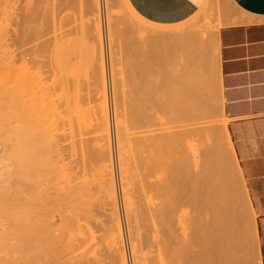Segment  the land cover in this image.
<instances>
[{"label": "bare ground", "instance_id": "1", "mask_svg": "<svg viewBox=\"0 0 264 264\" xmlns=\"http://www.w3.org/2000/svg\"><path fill=\"white\" fill-rule=\"evenodd\" d=\"M37 1L38 0H13L12 1L13 2L12 7L15 6L14 7L15 10H13L15 11L14 12L15 16H14V28H13V33H12L13 35L10 36L12 37V39L11 38L9 39H11L13 42L12 44H14V50H13V55H10V54L9 55L10 57L13 58L12 63L13 61L14 63L15 62H18V63L17 65H14L13 67L14 70L16 71V75L14 74L16 77L13 76L15 77L13 89H8L9 85L7 84L8 83L7 82L6 85H4V83L2 85V87H5L6 91L4 89L3 91L1 90L2 92L5 91L7 93L9 92L8 90H12L13 92V93H8V94L5 93L6 95H8V97H9V94H11L10 96L11 97L13 96L14 98L13 100L11 97H9L12 99V101H10L11 99H9L8 97L7 99L5 96V98L7 99V103L5 105L8 106V108H12V110L10 109V111H12V114L10 116L13 115L15 119L14 122L16 121L17 123V125L13 124L14 126H11L10 130L13 129V131L18 132V135L20 134V132L21 134H23L24 132L27 134L29 133L28 141L30 143L32 142V144L34 142H38V144L47 142V144H50V145L53 144L54 146L56 145L54 148H56L57 145H60L61 141L66 142L67 140V146L69 145L68 147L69 150L67 152L61 153L63 155L59 153L60 154L59 156V154H57L56 155L57 158L55 160L57 161V159L61 157L60 161L62 162H60V164L64 165L65 169H70L71 172L73 171V175H72L69 170H66L70 172L68 174L69 175L71 174L74 180L72 178L71 179L73 181H76L72 187L74 191L77 190L76 189L77 187H79V185L77 184L78 180H75V179L77 177L81 178L80 174L84 172V170L91 168L93 171V174L95 172L94 175L97 176V178L96 176L95 178L98 180L96 184L97 185L96 188L99 193L98 198H100V200L98 199L100 202L99 205H100V208L102 207L103 209L102 211L105 213V214L103 213V215H105L104 217H106L105 220L107 222L110 221L112 222V224L115 225L114 228L116 229V231H114V233L116 234V236L114 235V237L116 238L115 241L118 242L119 244L120 239H122L120 238L122 233L120 234L121 230L119 231V227H121L120 225H118V223L120 224V222H118L119 214L117 213V208L115 206L116 202L114 203L115 188L113 187V184H114L113 183L114 179H113V174H112L113 168H111L112 160L110 158L111 156L109 155V144H108L110 130H109V124H108V111H107V105H106V100H105L106 98L105 97V87L106 86H105V82H104L105 80L103 76L104 71L103 70L97 71L100 65H101L100 67L104 69V67L102 66L104 65V63L102 61H100V63L99 61H97L98 58L103 60L101 57L102 56L101 55L102 40L100 38L102 37L100 33L101 31H99L98 25H96L95 27L93 24L91 25V27L89 24L85 25L87 23L86 19H85L86 23L83 21L80 22V24L82 23V26H81L82 30H78V32L81 31L79 33H81L82 36H84V40L82 41V43L84 44V47L82 50L84 51V54H82V51L80 49H78V51L76 52L75 51L73 52H75L76 55L78 56L80 53L79 52L80 50L81 51L80 54H82V56L86 55L87 60L85 59L84 61L86 62L88 61L89 63L88 66H90V68L88 67V70L91 71L89 73L90 75L89 74L86 76L84 75L85 78L89 76L87 80L80 78L81 79L80 81V79L77 78L78 77L77 75H76L77 77L73 76L74 74L73 73L74 70H73L72 71L73 74L71 77H76L79 80H76V78L74 79L72 78L73 79L72 81L71 80L67 81L70 79V77L68 79L66 76L67 80L64 77L65 79L62 78L63 80L61 79L58 82H55V84L54 82L51 83L50 81L49 82L51 84H48L49 83L48 80H47L48 83H46L45 81H40L39 68L40 67L43 68L44 66L46 67V65L48 64H46V62H40L39 64L38 62L39 60H37L36 58L37 57L36 52L39 51L43 46L38 40V36H36L37 26L35 27V24H34L35 18H37L36 17L37 15L36 14V4L38 3ZM58 1H60L61 3L60 4L59 2H57L59 3V5H61L60 8H64L62 7V1L61 0H58ZM63 1L65 2L66 0H63ZM108 1L109 0H106V2ZM64 2H63V6H64ZM65 3L68 4L67 2ZM98 4H99L98 0H94L93 5H92L93 10H94L93 15H95L94 17H98L97 15L98 7L99 5H101V3L99 5ZM107 4L109 5V3ZM59 5L57 6L56 10L59 9L58 8ZM125 8H126V5H125ZM58 11H57V14L59 13L60 15V12L62 10L60 9ZM130 11L131 10H129V12ZM132 14L135 17L134 19L137 18L138 20H140L141 24L146 30L145 32L149 34L148 36L146 34V37H144L145 34L143 35V33L145 32H142L144 31L142 27L141 28L142 31L141 30L140 31L143 36L141 35L140 32H138L141 35L140 37H144V40L146 38H149L150 40L155 37V36L153 37V35H155L153 33H156L157 35V37H155L154 40L149 41L147 39L145 42L147 41L148 42H151V41L158 42L157 39L159 38L161 40V43L163 44L165 43V46L167 43L169 44L174 43L172 45L176 49V50L174 49L176 51V56L174 55L175 56L174 63H175V67L177 71L180 74V80H181L180 82H181V89H182V95H183L182 96L183 97L182 98V102H183L182 110L187 117V118L185 117L186 118L185 124L181 126H183V131L188 136L189 141L191 143L189 152L183 153L179 147V137H178V133L181 131L180 129L181 126L176 121L178 109H177V104L174 102V98L172 96L171 84H170V79L168 76V69H167L166 62L165 63L163 62L160 71L158 72V74H156L154 78L152 79L148 78L149 80L147 79L145 80L143 79L144 77L136 78L134 76H130V80H129L130 86L128 88L122 87V89L121 88L117 89L115 87L116 89L115 90L113 89L114 91L112 92L114 93L113 94L114 95L113 97V101H114L113 117H114V128H115L117 164H118V172H119V184L121 188V198H122L124 215L126 218V226L129 231L130 239H131V252H132V256L134 260L133 264H169V262L166 261V254L169 251L168 243H167V236H168L167 222L171 219L173 220L176 219L178 223L180 224L185 223L186 224L185 228H187L189 231V238L187 239L186 244H185L186 245L185 250L189 252V255L192 260V262H188L189 264H245L244 262L245 260L243 257L244 254L241 252L242 251L241 247L238 245L236 235H235L236 234L235 220L233 219V215L230 212L231 203H232L231 197L229 195L230 188L225 179L222 166L220 165L218 161V154L220 153L219 151L221 148V144L217 136V131H216L217 128L218 129L221 128L224 130V136L226 137V142L230 148V154L232 157L233 166H236V168H237V162L232 152V146H231V142L228 137L226 123H219L217 122L218 120L210 119L207 113V111L210 108L208 109L206 107L207 103L205 104V96L206 94H208L207 76L209 75H207V72H208L207 67H206L207 48L206 46H204L206 43H204V39L202 37L203 30L201 31L202 33H200V31L196 32V30L195 32H192V30H190L192 33L188 31L189 26L192 27L190 23L184 24V22L187 21L188 19L178 25L164 24V25L155 26L154 24L150 23L148 20L141 17L139 14H137L133 10H132ZM113 15H115V13ZM62 16L65 17V14H62ZM118 16H115L114 18L116 17L118 18ZM56 17H54V20L59 22V20L55 19ZM94 17L91 19L92 21L93 19H95ZM190 19H193V17ZM62 20L63 21L65 20V21L63 22ZM62 20H61V24L56 22L58 25L56 24L57 26L55 28H58V30H60L59 27L62 28V26L63 25L65 26L66 24L65 23L66 19L64 18ZM55 21L54 22L52 21V22L55 23ZM197 21H199V19ZM194 22H193V25H195ZM214 22L216 23V21ZM83 23H84V26H83ZM114 23H116V21ZM117 23L121 24L119 22ZM72 24L75 26V22ZM72 24L70 25V27H74L72 26ZM220 24L221 23L218 22L217 24L212 26V28H210L211 31L217 32ZM116 25L114 27L115 29H118L117 27L122 28V24L121 26L117 25V27ZM5 29H7V27ZM62 29L66 31L64 27ZM68 29L71 32L70 30L71 28L68 27ZM73 29H75V32L74 31L73 32L76 33L77 29L75 27L72 28V30ZM115 29L112 31H115ZM61 30L59 31V33L60 34L62 33L63 35L65 32L64 31L61 32ZM67 31L64 36H66ZM151 31L153 32L152 33L153 35L151 34ZM55 33L58 34V32H55ZM62 35H58V36L64 37ZM55 37H53V40H57V38H59L57 37L55 39ZM60 38L58 39L59 41H60ZM65 38L66 37H64V39ZM48 39H52V38L49 37ZM142 39L143 38H141L142 43H145L143 42ZM58 40L57 42H59ZM160 40H159V43H160ZM45 41L48 42L49 40H45ZM63 41L64 40L61 38L60 42H63ZM53 42L56 43V41H53ZM53 42L51 40V43L54 45ZM58 46L61 47L62 44L59 43ZM60 47L58 48V52H61ZM76 50H77V47H76ZM59 54H62V53H59ZM67 54L69 53L67 52ZM76 55H71L70 57L74 56L75 59L74 58L73 59L76 60V58L79 57V56L77 57ZM2 58H4V56ZM73 59L70 62H72ZM80 59L81 58H79V60ZM82 59L80 62L83 63L84 61H82ZM42 60L43 59H41V61ZM4 61L10 62L8 64H10L9 66L11 67L12 65L11 61H9L8 59ZM4 61H3V64H4ZM80 62L78 63L77 61L78 64H81ZM85 63L79 66L81 67L82 65H85ZM8 64L6 65L7 67H8ZM98 64L99 66H97ZM1 66L4 67L5 65H1ZM73 66L72 68H74ZM76 66L78 65L75 64V67ZM6 68L4 67V69ZM8 68L6 69L7 71L12 69V68H9V69ZM85 68L86 67H84L83 69ZM14 70L12 72H14ZM79 70L81 71L80 68ZM80 71H78L79 74H82L81 72H83V74H86L85 72L87 70L85 71L82 70L81 72ZM70 74H71V71L69 72V75ZM80 77H83V76H80ZM98 77H101V79L98 80ZM121 86H124V85H121ZM2 87L0 86V88ZM54 95L58 97V101H56L57 104L53 101L52 97ZM3 96L4 95L0 97H2L3 99L4 98ZM50 98H52L51 101H50ZM8 100L10 101L11 105H9ZM51 102L52 104L55 103V105H52ZM50 111L52 112L56 111L54 114L51 113V115H54L53 116L54 121L52 119H50L52 121H49L48 119L50 117L49 115ZM2 116L4 117V115ZM7 127L9 128V126ZM24 138L27 139V136ZM50 145H46V146L48 147ZM49 148L50 147H48V149ZM57 149L58 148H56V151ZM44 153H47V152H44ZM46 157L49 158L51 156L48 155ZM47 158L45 159L46 162H47ZM15 160L17 161V159ZM56 161H53V162L57 163ZM50 162L51 161H49V163ZM55 163L53 164L55 165ZM53 164L51 163V165ZM51 165H50V168H51ZM47 167L48 166H46V168ZM53 171H55L54 168H53ZM35 174H38V173L36 172ZM83 174H82V177H84ZM2 175L3 174H1V176ZM89 175L91 176V174ZM64 177L66 176L64 175ZM86 179H89V178H87L86 176ZM85 181L87 180H85L84 178V182ZM84 182L83 183L81 182L80 186L82 184H86ZM60 183L62 184V182ZM4 186H6V183ZM85 186L89 188L87 185ZM241 186L243 188V193H245L242 179H241ZM69 187L71 186H68L66 188L70 189ZM82 189H83V185H82ZM98 193L96 192L94 193V195ZM168 194H171L169 195V196H172L171 200L167 199L169 197ZM76 195L78 194L76 193ZM83 198L84 196L82 197V199ZM86 199L82 200V203ZM94 200L95 198L93 199V201ZM244 201H245V221L247 222L249 226V229H250L249 231L251 233L254 246L256 248V237H255L254 224H253L254 223L253 215H252V211H251L248 199L245 196V194H244ZM85 203L87 204V202H84V204ZM76 206L79 207L80 205L76 204ZM72 207L73 205H71V209L70 208L69 209L72 210L73 209ZM75 209H78V208L76 207ZM84 212H82V214ZM70 213L71 212H69V214ZM91 213L94 214V212H91ZM90 217L95 219L93 216H90ZM45 218H46V215H45ZM71 218L69 217V220H71ZM74 218L75 217L72 218V221L74 220ZM100 223L102 222L100 221ZM159 225H160V228H159ZM84 227L85 226H83V230H84ZM103 227L105 228V226ZM103 227L102 228L100 227V228L103 229ZM114 228L113 230H115ZM113 230L111 229L112 234H113ZM87 231H89V229ZM109 231L107 230V232ZM103 232H105V230ZM107 232L105 233L109 234ZM106 234L102 235V237L105 238ZM34 235L36 234L34 233ZM107 237H110V236H107ZM107 237L106 239H108ZM58 239H59V236H58ZM101 242L103 243V245L107 244V243L104 244V242H107V241L103 242L102 240ZM113 242H114V239H113ZM113 242L111 243L112 245H114L115 243ZM160 243H161L163 258H160L161 262H156L155 253L158 251V248L160 247ZM84 245L82 244V246ZM114 247L111 248L110 251H113V250L115 252L116 250L119 251V249H116V248L115 250ZM113 252L112 254L110 252L109 255L111 256L113 254H117ZM122 253L120 254L121 258L119 260L121 261L119 262L120 263L123 262L124 264L125 257H123ZM116 258L118 259V256ZM115 260L116 259H114V261ZM96 263L97 261L87 262L86 260V262H82L81 264H96ZM115 263L116 262H114L113 264ZM117 264L119 263L117 262Z\"/></svg>", "mask_w": 264, "mask_h": 264}, {"label": "rangeland", "instance_id": "2", "mask_svg": "<svg viewBox=\"0 0 264 264\" xmlns=\"http://www.w3.org/2000/svg\"><path fill=\"white\" fill-rule=\"evenodd\" d=\"M12 1L13 0H0V32H1L0 33V44H1L0 45V52H1L0 53V86L2 87L3 83H4V85H6V83L8 82L7 84L9 85V88L6 87L8 89H13V84H14V80L16 77L15 76L16 71L14 70L13 67H14V65H17V63H18V62L14 63V61L12 63L13 58L10 57V55H13V50H14V44H12L13 42L11 40L12 37H10L13 35L12 33H13V28H14V16H15V14H14L15 11H13V10H15L14 9L15 6L12 7V5H13ZM61 1H62V7H64V8H60L61 5H59L60 1H58V0H38L37 1L38 3L36 4V14H37L36 17L37 18H35V22H34L35 27L37 26L36 27V30H37L36 36H38V40L44 46V47L42 46V48L36 52V54H37L36 58H37V60H39L38 61L39 64H40V62H46V64H48V65H46V67L44 66L43 68L42 67L39 68V70H40L39 79H40V81H45L46 83H48L49 81L51 83L54 82V84H55V82H58L62 78L65 79L66 76L68 79L70 77L69 80H67V78H66L67 81H70V80L72 81L77 76H78L77 78H79V79L82 78L84 80H87V78L89 76L85 78L84 75L85 76L88 75L91 71L88 70V67L90 68V66H88L89 65L88 61L87 62L84 61L86 59V55H84L85 57L82 56V54H84V51H82L83 47H84V44L82 43V41L84 40V36H82V34L79 33L81 31L78 32V30H82L81 29L82 23L80 24V22L81 21L85 22V19L87 22V23L85 22L86 23L85 25L89 24L90 27L92 24L94 25V27L96 25H98L99 31H101L100 33L102 36L100 38L102 40V42H101L102 43L101 44V50H102L101 55L102 56L101 57L103 60L98 58L99 60L97 59V61H99V63H100V61H102L104 63V65H102L104 67V69H102V67H100L101 65L99 66V64H98L97 66H99V68L97 67L98 68L97 71H99V70L104 71L103 76H104V80H105L104 82H105V86H106L105 87V97H106L105 100H106V105H107L108 124H109V130H110L109 138H108L109 155L111 156L110 158L112 160L111 161L112 162L111 168H113L112 169V174H113V179H114L113 180V183H114L113 187L115 188V190H114V192H115L114 193L115 194L114 195V197H115L114 203L116 202L115 206L117 208V213L119 214L118 215V217H119L118 222H120V224L118 223V225L121 226V227H119V231L121 230L120 234L121 233L122 234H121L120 238H122V239H120L119 244H118V242L115 241V239H116L114 237V235L116 236V234L114 233V231H116V229L114 228L115 225L112 224V222H110V221L107 222L105 220L106 217H104L105 215H103V213H104L102 211L103 209H102V207L100 208V205H99L100 198H98L99 193H98L97 188H96V186H97L96 184H97L98 180L96 179L97 176L94 175L95 172L93 174V171L91 168L86 169L87 171L84 170L85 173L82 172L80 174L82 179L80 177H77L80 180L77 178L75 179V180H78L77 184L79 185V187H77L76 188L77 190L74 191L72 187L76 181H73L74 179L71 176V174L73 175V171L71 172L70 169H65V166L60 164V162H62V161H60L61 157H59L57 159V161L55 160L57 158V156H56L57 154L67 152L69 150V148H68L69 145L67 146V140H66V142L61 141L60 142L61 147H60V145H57L56 148H58L59 150L57 149V151H56V148H54L56 145L55 146L53 144L50 145V144H47V142L46 143H39V144H38V142H34L33 143L34 145H33L32 142L30 143L28 141L29 140V138H28L29 133L27 134L25 132L24 133L22 132L23 134H21V132H20L21 135L20 134L18 135V132L13 131V129L10 130L11 126H14L13 124L17 125V123H16V121L14 122L15 119H14L13 115L10 116L12 114V111H10V109L12 110V108H8V106L5 105L7 103V99L9 97H11L10 96L11 94H9V97H8V95L5 94V93H7V92H5L6 91L5 87H2V88H0V96L4 95L3 96L4 100L2 99V97H0L1 98L0 100L3 101V102L0 101L2 104V105L0 104V108H1V110H0V173L3 174L2 176L0 174V176H1L0 177V264H81L82 262H86V260H87V262L97 261L96 264H113L114 262H116L115 264H117V262L119 264H123V262H121V263L119 262V261H121L119 259L121 258L120 254L122 252H123L122 253L123 257H125L124 258L125 259L124 264H133L134 260H133V256H132V252H131V239H130L129 231H128L127 226H126V218L124 215L122 198H121V188H120V184H119V172H118V164H117V154H116V144H115V128H114V117H113V113H114V101H113L114 95L113 94L114 93H112V92H114L113 89L115 90L116 88L117 89L118 88L122 89V87L128 88L130 86V84H129L130 76H134L136 78H140V77L143 78L144 77L143 79H145V80L146 79L149 80V79L154 78L156 76V74H158V72L160 71L163 62L164 63L166 62L167 63V69H168V76H169L170 84H171L172 96L174 98V102L177 104V109H178L176 121L178 122V124L180 126L185 124V122H186L185 120L187 117L182 110L183 109V107H182V103H183L182 102V98H183L182 96L183 95H182V89H181L180 74L177 71V69L175 67V63H174V59L176 56V51H175L176 49L174 46H172L174 43L173 44L167 43L165 46V43L164 44L161 43V40L159 38L157 39L158 42H156V41H154V42L153 41H151V42L147 41L148 43L145 42L147 39L149 40V38H146L144 40V37H146V34H147L145 32L146 30L144 29L140 20H138L137 18L134 19L135 17L132 14L133 9L129 5L127 0H109L108 2H106V0L105 1L104 0H98V3L99 4L101 3V5L98 4L99 5L98 13H97L98 17H94L95 15H93L94 10H93L92 5H93L94 0H69V1L66 0L65 2H67L68 4H66L63 0H61ZM57 2H59V3H57ZM63 2H64V6H63ZM56 3H57V5H56ZM107 3H109V5ZM58 5H59L58 10H60V9L62 10L60 12L61 16L59 15V13L57 14L58 10H56V9H57ZM125 5H126V8H125ZM108 6L110 9L108 8ZM128 7H129V9H128ZM126 9H128V10H126ZM129 10H131V11L129 12ZM61 13L65 14V17L62 16ZM114 13H115V15H113ZM197 14H198V16H197ZM56 15H57V17H56ZM118 15H120V16H118ZM237 15H238L237 9L231 3L230 0H205L201 4V6L196 10L195 13L192 16H190L188 18V20L186 19L187 21L184 20L185 22L181 21L178 23H174L175 25L181 24L182 22H184V24L190 23V25L192 27L189 26L188 31L192 30V32H195V30H196V32L197 31L198 32L200 31V33L203 32L202 37L204 39V43H206L204 46H206V48H207V50H206V53H207L206 54V58H207L206 59L207 60L206 61V67L208 70L207 75H209V76H207L208 94H206V96H205V104L207 103L206 107L208 109L210 108L207 111L208 117L210 119L218 120L217 122H219V123H226V119L223 116L222 100H221L220 91H219L220 79H219L218 70H217V56H218L217 32L216 31L212 32L210 28H212V26H214L218 22L221 23L219 25V27L224 25V24H227V23L233 21V18ZM58 16H60V17H58ZM115 16H118L119 19L117 17L114 18ZM240 16L241 15L237 16V19H239ZM54 17H56L55 19L59 20V22L55 21ZM63 17L66 19V22H65L66 24H65V26L61 25L62 28L64 27L66 29V31L67 30L69 31V29H68V27H69V28H71L70 30L72 32L71 33L69 31L70 32L69 33L67 31L68 35L66 34V36H64L66 31H64L61 27H59L60 30L62 29L61 32L62 31L65 32V33L63 32L64 33L63 35H62V33L61 34L59 33L60 30H58V28H55L58 25L57 23L61 24V20L64 19ZM93 17L95 19H93V21H92L91 19ZM192 17H193V19H190ZM117 19H118V21H117ZM198 19H199V21H197ZM87 20H89L90 22L92 21V22L90 23ZM114 20L116 21V23L117 22L121 23L122 28L117 27V25L121 26V24L117 23V25H116V23H114L115 22ZM52 21L53 22L55 21V23H53ZM214 21H216V23ZM74 22H75V26L72 24ZM149 22L154 24L155 26L164 25V24H157V23H154L151 21H149ZM193 22L195 25H193ZM196 23H197V25H196ZM71 24H72V26H74L77 29L76 33H74L75 29L72 30V28H74V27H70ZM132 24H134V25H132ZM4 25H6V26H4ZM112 25H113V27H112ZM115 25L118 29L114 28ZM83 26H84V23H83ZM6 27H7V29H5ZM142 27H143L144 31H142V29H141ZM113 28L115 29V31H112V30H114ZM140 30L142 32H145V33H143V35L145 34L144 37H140L142 35ZM54 31L58 32V34H56ZM138 32H140L141 35ZM148 33H149V31H148ZM152 33L153 32L151 31V34ZM153 34H155V35H153ZM153 34H152L153 37L154 36L157 37L156 33H153ZM58 35H62L66 38L64 39V37H61ZM148 35L149 34H147V36ZM49 37L52 39H48ZM53 37H55V39L57 37H59V38L61 37L64 41L60 42L61 38H60V41L58 40L59 38H57V40L59 41V42H57V40H53ZM9 38H11V39H9ZM115 38H116V40H115ZM141 38H143L142 40L145 43H142ZM151 38H152V36H151ZM154 38L150 39V40H154ZM45 40H49L50 42L49 41L47 42ZM51 40H52V42L56 41V43L53 42L54 43V45H53L51 43ZM159 40H160V43H159ZM59 43L62 44L61 47L58 46ZM80 43H82V44H80ZM55 45H57V46H55ZM55 47H57V48H55ZM59 47L61 48V52H58ZM76 47H77V50H76ZM78 49H80L82 51V54H80L81 51L79 50V52H80V53L78 52L79 57L75 53L76 51H78ZM73 51H75V52H73ZM54 52H55V54H54ZM67 52L69 54H67ZM71 52H72V54H71ZM59 53H62V54H59ZM71 55H76L78 58H76V60H74L75 57L74 56L70 57ZM1 56L2 57L4 56V58H2ZM57 58H58V60H57ZM71 58L72 59L74 58L72 62H70L72 60ZM79 58H81V59L83 58L82 61H84V62L83 63L80 62L81 59L79 60ZM6 59L11 61V63H12L11 67L9 66L10 64H8L10 62L4 61ZM41 59H43V60L41 61ZM3 61H4V64H3ZM77 61H78V63L80 62L81 64H84L85 62L86 63H85V65H82L80 67L79 65H81V64H78ZM62 62H64V63H62ZM7 64H8L9 68H12L14 70V72H12L13 71L12 69H10L8 71L6 70L8 68L6 66ZM52 64L54 67L52 66ZM73 64H74V66H73ZM75 64H77L79 67L78 66L75 67ZM1 65H5L4 67L5 68L7 67V68L4 69V67ZM55 65H57V66H55ZM71 65L76 69L78 74L76 73L75 69L72 68ZM83 66L86 67L87 69L86 68L83 69L84 68ZM69 68H71V69H69ZM79 68L81 69V71L87 70L89 72L86 71L85 72L86 74H83V72H81L79 70ZM46 69H48V70H46ZM70 71H71V74L69 75ZM72 71L74 74L75 73L76 74L74 75L72 73ZM78 71H80L82 74H79ZM101 71H100V73H101ZM41 72H43V73H41ZM72 74H73V76H76V75L77 76L71 77ZM79 75L83 76L84 78L80 77ZM13 76H15V77H13ZM77 78H76V80H79ZM99 79H101V77H98V80ZM47 80H48V82H47ZM52 80H54V81H52ZM80 81H81V79H80ZM10 82H11V84H10ZM50 82L48 84H51ZM121 85H124V86H121ZM3 89L5 90L4 92H2ZM8 91H9L8 93H13L12 90H8ZM5 96H6V98L7 97L8 98L6 99ZM11 98L14 100L13 96ZM11 98H9V99H11ZM52 98H53V101L57 104L56 101H58V97L54 95ZM52 98H50V101ZM12 99L10 101H12ZM4 101H5V103H4ZM10 101H9V105H11ZM52 102H51V104H52ZM55 103H53L52 105H55ZM1 106H3V107H1ZM52 111H54V110H52ZM52 111H50V114L47 113L50 115V117L48 115L49 121H52L54 119V117H53L54 115H51V113L54 114L56 111L55 112H52ZM6 112H7V114H6ZM2 115H4V117ZM55 116H56V114H55ZM10 117L11 118L13 117V118L11 119ZM50 119H52V120H50ZM5 126L6 127L9 126V128L7 127V129H6ZM180 129H181V131L178 133L179 147L183 153H187L190 150L191 143L189 141L188 136L183 131V126H181ZM216 131H217V136H218L219 142L221 144V148L219 151L220 153L218 152L219 153L218 154V161H219L220 165L222 166V170H223L225 179H226V181L229 185V188H230L229 195H230L231 201H232L230 212L232 213L233 219L235 220V224H236V234L235 235H236L238 245L241 247V250H242L241 252L244 254V255L242 254L244 257V260H245V261L244 260L243 261L245 262V264H259L258 259H257L256 248L254 246V242H253L251 233L249 231L250 229H249L247 222L245 221V201H244L243 188L241 186V177L239 175V172H238V169L236 168V166H233L232 157L230 154V148L226 142V137L224 136V130L221 128H219V129L217 128ZM8 132H10V133H8ZM11 134H13V135H11ZM26 136H27V139L24 138ZM36 144H38V145H36ZM45 144L50 145V146H48L50 148L48 149V147ZM34 146H35V148H34ZM46 148H47V150H46ZM31 149H33L34 151ZM44 152H47L48 154L44 153ZM60 154H59V156H60ZM48 155L51 157L47 158L46 156H48ZM61 155H63V154H61ZM15 157H17V158H15ZM46 158H47V162L45 161ZM3 159L5 162L3 161ZM15 159H17V161ZM49 161H51V162L49 163ZM53 161H56L57 163H55ZM42 162H43V164H42ZM15 163H17V164H15ZM51 163L52 164L55 163V165L53 164L54 165L53 166V165H51ZM50 165H51V168H50ZM46 166H48V167L46 168ZM63 166H64V168H63ZM53 168L55 169V171H53ZM50 169H52V170H50ZM60 169H61V171H60ZM5 170H7V171H5ZM66 170H69L71 172V174L69 175L68 173H70V172L66 171ZM36 172L38 174H35ZM63 172H64V174H63ZM88 173L91 174L92 177ZM261 173H264V172H261ZM33 174H35V175H33ZM82 174L84 177H82ZM85 174H86L87 178H89V179H86ZM44 175H45V177H44ZM64 175L66 177H64ZM37 176H39V177H37ZM47 176H48V178H47ZM95 176H96V178H95ZM44 178H46V179H44ZM63 178H64V180H63ZM84 178L88 182L87 181L84 182ZM243 178H244V181L246 183V187L248 189L247 177L244 175V173H243ZM27 179H28V181H27ZM34 179L36 182L34 181ZM38 179H39V181H38ZM58 182L59 183L62 182V184L63 183H65V184L62 185L60 183L61 184L60 185ZM69 182H71L72 184ZM81 182L86 183V184H82L83 189H82V185L80 186ZM5 183H6V186H4ZM39 183H40V185H39ZM85 185H87L89 188H87ZM68 186H71V187H69L70 189L66 188ZM57 188H58V190H57ZM88 189H90V190H88ZM41 191H42V193H41ZM77 191H79V192H77ZM96 192L98 194H95L96 195L95 196L94 193H96ZM76 193L79 195V197H78V195H76ZM79 193H81V194H79ZM169 195H171V194H168V196ZM248 195H249V193H248ZM52 196H54V197H52ZM83 196H84V198L82 199ZM92 196H94V197H92ZM67 197L71 200H69ZM171 197L172 196H169L167 199L171 200ZM94 198H95V200L93 201ZM84 199H86L84 202H87V204L85 203L87 206L84 204V202L82 203V200H84ZM88 199H90V200H88ZM68 200H69L70 204H69ZM61 201H62V203H61ZM75 202L77 205H80V206L79 207L76 206ZM71 205H73V207H72L73 211L70 210ZM83 205H84V207H83ZM88 205H90V206H88ZM12 206H13V208H12ZM76 207L78 209H75ZM51 208H52V210H51ZM91 208H92V210H91ZM84 211H86V212H84ZM87 211H89V212H87ZM69 212H71V213L69 214ZM82 212H84V213L82 214ZM91 212H94V214ZM49 213H50V215H49ZM86 213H88V214H86ZM45 215H46L47 219L45 218ZM76 215H78V216H76ZM90 216H93L95 219L91 218ZM43 217H44V219H43ZM69 217L70 218L75 217V218L72 221V218H71V220H69ZM97 220L99 223L97 222ZM99 220L102 223H100ZM76 224H78V225H76ZM81 224L83 226H85L84 230H83V226ZM167 224H168L167 243H168L169 251L166 254V261L169 262V264H178V263L189 264L188 262H192V260H191V257L189 255V252L185 250V246H186L185 244H186L187 239L189 238V231L187 228H185L186 224L185 223L180 224V223H178V221L176 219L175 220H173V219L169 220L167 222ZM46 225H47V227H46ZM103 226H105V228ZM109 226H111V227H109ZM100 227L101 228L103 227V229H101ZM79 228H81V229H79ZM106 228L108 231L109 230L110 231L107 232ZM113 228L115 230H113ZM159 228H160V225H159ZM53 229H55V230H53ZM88 229H89V231H87ZM111 229L113 230V234L111 233L112 232ZM104 230H105V232H107L109 234H106L105 232H103ZM2 231H4V232H2ZM7 231H8V233H7ZM44 231H45V233H44ZM17 233H19V234H17ZM34 233L36 235H34ZM105 234H106V236H105V238H103L102 235H105ZM49 235L51 238L49 237ZM89 235H90V237H89ZM159 235H160V233H159ZM58 236H59V239H58ZM107 236H110V237H107ZM106 237L108 239H106ZM113 239H114L115 243L113 242ZM42 240H44V241H42ZM102 240H103V242L107 241V242H104V244H106V243L107 244L103 245V243L101 242ZM121 240H122V242H121ZM15 241H17V242H15ZM112 242L114 243V245L111 244ZM82 244L83 245L85 244V245L82 246ZM80 246H82V247H80ZM113 247H114V249L115 248L119 249V251H117L115 249L116 250V252H115L113 250L117 254H113L110 256L109 253L111 252V254H112L113 251H110V250ZM108 251H110V252H108ZM120 251H122V252H120ZM115 255L118 256V259L116 258L117 256H115ZM111 257H112V259L114 258L116 260L115 261H114V259L112 260ZM155 257H156V259H155L156 262H161L160 258H163L161 243H160V247L158 248V251L155 253Z\"/></svg>", "mask_w": 264, "mask_h": 264}, {"label": "crops", "instance_id": "3", "mask_svg": "<svg viewBox=\"0 0 264 264\" xmlns=\"http://www.w3.org/2000/svg\"><path fill=\"white\" fill-rule=\"evenodd\" d=\"M204 1L127 0L137 14L157 24L184 21ZM230 1L241 16L217 31L219 91L232 152L253 215L257 259L264 264V0Z\"/></svg>", "mask_w": 264, "mask_h": 264}]
</instances>
